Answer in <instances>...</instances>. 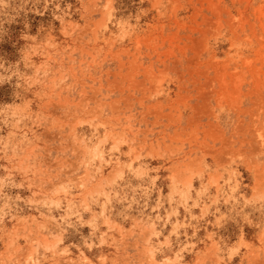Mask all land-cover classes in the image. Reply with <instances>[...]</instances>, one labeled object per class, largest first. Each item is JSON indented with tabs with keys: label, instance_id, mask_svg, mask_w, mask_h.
Instances as JSON below:
<instances>
[{
	"label": "rangeland",
	"instance_id": "rangeland-1",
	"mask_svg": "<svg viewBox=\"0 0 264 264\" xmlns=\"http://www.w3.org/2000/svg\"><path fill=\"white\" fill-rule=\"evenodd\" d=\"M0 264H264V0H0Z\"/></svg>",
	"mask_w": 264,
	"mask_h": 264
}]
</instances>
